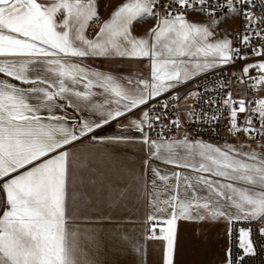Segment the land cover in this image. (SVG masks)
<instances>
[{
    "label": "snow or ice",
    "instance_id": "snow-or-ice-1",
    "mask_svg": "<svg viewBox=\"0 0 264 264\" xmlns=\"http://www.w3.org/2000/svg\"><path fill=\"white\" fill-rule=\"evenodd\" d=\"M229 67L234 79L180 95ZM221 121L231 141L185 128ZM85 141L145 154L141 237L113 229L117 251L142 258L152 241L161 264H177L182 223L223 222L229 237L236 223L259 224L264 238V0H120L103 20L99 0H0V264H80L79 221L112 223L77 149ZM104 187L117 208L131 194ZM237 239L223 264L257 254L253 228Z\"/></svg>",
    "mask_w": 264,
    "mask_h": 264
},
{
    "label": "crops",
    "instance_id": "crops-1",
    "mask_svg": "<svg viewBox=\"0 0 264 264\" xmlns=\"http://www.w3.org/2000/svg\"><path fill=\"white\" fill-rule=\"evenodd\" d=\"M151 23L152 21L148 24ZM95 66L102 67V69L127 71V65L124 64L96 61ZM238 71L239 69L235 70V72ZM193 88H195L194 84H189L181 88L179 93L183 96ZM191 100L192 105L193 99ZM69 112L72 114L71 110ZM113 131H115V124L106 127L99 134H111ZM211 143L219 144L218 142ZM77 149L90 159V171L96 177L95 191L98 201L101 203L100 211L113 217L110 224H89L79 221L80 227L83 229L77 251V259L80 264H141V259L143 264H161V249L155 246L152 241L145 243L142 258L127 251H117L118 246L115 239L117 233L113 231V229H117L130 236L141 237L143 204L141 200L136 199L135 192L137 191V178L143 169L145 154L135 147L116 152L105 149L100 144L93 147L87 141L83 145H77ZM105 185L109 188L131 189V194L122 207L117 208L116 204L111 203L110 196L102 195L105 192ZM89 190H92L91 186ZM105 200L108 202L104 203ZM93 211L95 212L96 209ZM92 230H95V240L90 238ZM226 245L227 226L225 223L208 225L203 228L182 223L179 233L177 264H192L193 261L199 264H215L217 254Z\"/></svg>",
    "mask_w": 264,
    "mask_h": 264
},
{
    "label": "built area",
    "instance_id": "built-area-1",
    "mask_svg": "<svg viewBox=\"0 0 264 264\" xmlns=\"http://www.w3.org/2000/svg\"><path fill=\"white\" fill-rule=\"evenodd\" d=\"M239 28H240V23L238 20H236L233 31H236ZM237 69L238 68H231V67L225 68L222 72H218L215 75L208 76L206 80L205 79L197 80L195 83H193L194 87H197V86L202 87L204 83L209 82L211 80H215L219 76H226L230 80L234 79V77L232 76V73L235 72V70H237ZM195 104H196V101L193 100L192 105H195ZM209 107L210 106H206V105L201 104V105H199L197 110L199 111L202 108L204 111H208ZM225 123H226L225 121H221L220 124L214 128V130L212 128L202 126L199 124L193 126L191 123L185 124V128L188 130L190 135L193 137L201 138V139H203L205 141H209V142L222 143L223 141H229L232 139L222 127L223 124H225ZM256 139L260 140V137H257ZM232 227H233V230H232L231 237H229L227 234L226 250L229 247H231L233 254L237 255L239 253V249L237 247L238 230H239V228H242V227H251V228H253V238L256 242L257 254L255 256L248 257L247 258V264H264V238H261L259 236V234L256 232V229L258 227H260V225L259 224H247L244 222H239V223L234 224Z\"/></svg>",
    "mask_w": 264,
    "mask_h": 264
},
{
    "label": "rangeland",
    "instance_id": "rangeland-1",
    "mask_svg": "<svg viewBox=\"0 0 264 264\" xmlns=\"http://www.w3.org/2000/svg\"><path fill=\"white\" fill-rule=\"evenodd\" d=\"M119 2H120V0H99L101 18L102 19H106L109 16L110 11L112 10V8L116 4H118ZM149 22L147 21L146 23L138 24L136 26V32L138 34L143 33L145 31V29L149 26V24H148ZM235 23H236V21L230 20V21H228V25L227 26L231 30H233ZM191 102H192L191 99H189L187 101V103L190 104V105H191ZM225 251H226V246H225V248L222 247L221 251L217 254V259H216L215 264H223ZM192 264H199V263L193 261Z\"/></svg>",
    "mask_w": 264,
    "mask_h": 264
}]
</instances>
